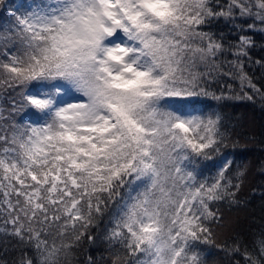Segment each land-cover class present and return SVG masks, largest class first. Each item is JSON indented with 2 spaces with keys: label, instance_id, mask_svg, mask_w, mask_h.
I'll return each instance as SVG.
<instances>
[{
  "label": "snow or ice",
  "instance_id": "6c2138e0",
  "mask_svg": "<svg viewBox=\"0 0 264 264\" xmlns=\"http://www.w3.org/2000/svg\"><path fill=\"white\" fill-rule=\"evenodd\" d=\"M256 33L264 0H0V264H97L74 259L92 243L102 264H212L211 248L264 264V236L216 243L247 168L207 103L253 100L214 90L220 74L264 102L244 71Z\"/></svg>",
  "mask_w": 264,
  "mask_h": 264
},
{
  "label": "trees",
  "instance_id": "16d2710c",
  "mask_svg": "<svg viewBox=\"0 0 264 264\" xmlns=\"http://www.w3.org/2000/svg\"><path fill=\"white\" fill-rule=\"evenodd\" d=\"M20 2V0H17ZM224 0H221L223 3ZM221 29L227 31L223 23L213 26L214 31ZM234 35V34H233ZM256 45L251 49L249 55L251 62L246 61L244 71L251 82L261 91H264V67L255 61H264V35L256 33L254 36ZM227 59H232L228 56ZM237 71L224 65V71ZM213 89L223 92L225 96L230 94L242 95L247 92L253 95V100L247 99H225L219 102L207 101L215 105L226 118L231 129H234V138L238 139L236 146H229L224 153L233 160V166L246 167L247 174L241 191L238 193L240 203L230 207L221 208L224 226L216 228V243L228 244L230 247L235 241L243 252L246 247L249 252H254V242L264 236V102L253 93L250 87L241 89V81L233 75L220 74ZM218 92V94H219ZM216 167L209 163L203 170V176L211 181L216 173ZM214 253L212 264H243V256L240 252L225 254L218 248H211ZM76 260H86L88 256L93 257L97 264L109 259L106 246L101 244H86L82 249H77ZM2 255V253H0ZM9 259L12 253H9Z\"/></svg>",
  "mask_w": 264,
  "mask_h": 264
}]
</instances>
